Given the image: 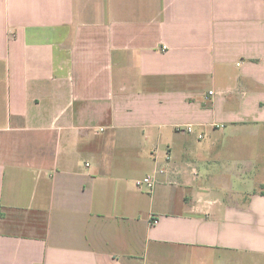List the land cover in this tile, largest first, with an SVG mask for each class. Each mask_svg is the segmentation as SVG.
<instances>
[{"label":"crops","instance_id":"0c3cea01","mask_svg":"<svg viewBox=\"0 0 264 264\" xmlns=\"http://www.w3.org/2000/svg\"><path fill=\"white\" fill-rule=\"evenodd\" d=\"M0 264H264V0H0Z\"/></svg>","mask_w":264,"mask_h":264},{"label":"built area","instance_id":"2783aa9c","mask_svg":"<svg viewBox=\"0 0 264 264\" xmlns=\"http://www.w3.org/2000/svg\"><path fill=\"white\" fill-rule=\"evenodd\" d=\"M211 94V93H210ZM187 133H191L193 130L191 127H187L185 129ZM202 136H198V139H201ZM154 185V178L153 177H145L139 181L136 182V187L139 189L146 188L147 190H151Z\"/></svg>","mask_w":264,"mask_h":264},{"label":"rangeland","instance_id":"374dc122","mask_svg":"<svg viewBox=\"0 0 264 264\" xmlns=\"http://www.w3.org/2000/svg\"><path fill=\"white\" fill-rule=\"evenodd\" d=\"M253 173H255V170L253 171ZM144 174H145L144 172H141L139 175H135L134 173H131V172H124L123 173L124 177H126L130 181L141 180L144 177ZM142 190H145V188H143Z\"/></svg>","mask_w":264,"mask_h":264}]
</instances>
